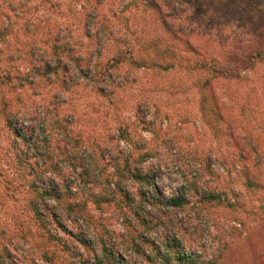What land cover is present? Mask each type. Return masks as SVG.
Here are the masks:
<instances>
[{
	"label": "trees",
	"instance_id": "16d2710c",
	"mask_svg": "<svg viewBox=\"0 0 264 264\" xmlns=\"http://www.w3.org/2000/svg\"><path fill=\"white\" fill-rule=\"evenodd\" d=\"M124 1L113 14L121 16L119 26L103 6H118L123 0H0V132L3 129L1 136L7 141L8 176L22 180L25 206L42 238L54 241L77 264H199L200 254L187 246L193 240L184 233L201 224L203 205L224 203L233 210L231 220L238 222L242 210L235 200L244 194L242 188L264 190L261 134L246 122L244 130L233 128L248 108L239 114L218 97L221 79L255 80L251 74L256 65L264 66V19L258 15L264 3L187 0L181 10L170 0ZM206 5L225 19L219 29L236 21L239 37L249 35L243 40L252 41V48L216 45V52H211L187 16L191 8L198 17L209 16ZM131 12L154 16L159 28L174 39L173 52L165 56L143 48L133 35L136 27L128 21ZM207 35L219 41L213 30ZM161 38L155 36L147 44L162 52ZM112 42L122 46L106 58L103 52ZM160 55L179 66L181 61L191 62L202 73L196 85L200 116L220 123L227 143L219 154L187 151L190 159L179 178H169L174 164L160 159L175 147L164 140L167 111L161 99L140 96L132 106L133 122L138 124L121 122L114 143L88 144V136L77 135L84 113L71 103L83 89L103 98L114 93L120 72L122 90L126 83L163 69L157 65ZM131 69L136 76H130ZM257 98L263 113L256 120L262 125L264 91ZM65 104H71V112ZM225 119L230 122L225 124ZM156 174L177 181L175 191L161 193ZM226 177L236 184V191L219 187ZM211 179L218 185H210ZM186 208L192 212H184ZM205 219L212 226L218 223L216 217ZM113 221L121 230L110 227ZM0 264L9 263L0 257Z\"/></svg>",
	"mask_w": 264,
	"mask_h": 264
},
{
	"label": "rangeland",
	"instance_id": "374dc122",
	"mask_svg": "<svg viewBox=\"0 0 264 264\" xmlns=\"http://www.w3.org/2000/svg\"><path fill=\"white\" fill-rule=\"evenodd\" d=\"M170 1L180 6L181 10L188 6L186 5L187 0ZM258 1L260 4L264 3V0ZM124 3L125 1L123 0L120 5L113 6L112 3L106 2L103 6L112 16V19H117L119 26L121 25V16L113 14H115L116 9H121ZM206 9H208L207 5ZM207 12L209 16L211 14V20L209 16L198 17L195 9L192 8L187 13V16L193 20L199 35L205 37L203 42L211 52H216L218 46H229L238 49L246 46L244 48L246 50L252 48V41L243 40L246 37L250 39L249 35L242 34L243 37H239L240 29L234 25L236 21L230 20L228 23L229 27L221 30L218 24L225 21L222 15L215 13L213 9H208ZM128 15H132L128 20L129 23L132 24V27H136V29H133L136 31L133 35L143 42V48L146 47L147 51L154 54L158 50L159 53L165 54V56L169 52H173L174 39L159 28L158 23L154 21V16L144 12H137L136 14L131 12ZM258 15L264 19V9ZM211 30H213L214 34L220 36L218 38L219 41L215 37L207 35ZM160 35L162 38L158 46L162 52L159 51V48L156 49V45L155 47L152 45V47L147 44L148 42H153L155 36ZM38 37L34 39L38 41ZM231 42H233L232 45ZM38 45L36 44V46ZM118 46H122L121 42L118 44L112 42L106 47V51L103 52L104 56L106 58L111 56ZM163 55H160L157 64L162 65L163 69L153 70L142 79L138 78L137 81L126 83V87L124 86L122 90L120 72L119 86L113 90L114 93H109L103 98L97 95H90L87 90L83 89L74 95L71 103L84 113L83 120L78 122L79 124L77 125V135L83 133L82 135L88 136V144L99 140H104L105 142L109 140L114 143L119 127H121V122H132L133 126L138 124V122H133L136 119L132 106L140 96L161 99L167 111L164 121L166 124L164 127V140L170 146L175 147H172L169 153L167 152V155L160 156V159L163 162L174 164L173 168L169 170V176H171L169 178H179L180 175L183 176V173H181L183 170L182 166L189 158L187 153L190 149H196L203 154H219L227 143L222 139L220 123H217L215 119L209 117L204 119L200 116V111L198 110L200 96L196 85L202 73L195 66L192 67L191 62L181 61V66L178 64L177 66L172 63L173 61L167 62ZM133 72L134 70L131 69L128 73L130 76H136ZM136 72L138 73V71ZM251 76L256 77V79H250L248 82H244V80L224 81V79H221L218 83L220 90L218 97L223 99L229 108L234 107V110L239 112V114L241 109L243 111L244 108H248L246 117L243 121L241 119L238 122L240 125L234 123L232 127H238L240 131L241 129L244 130L246 127L242 124L246 122L254 132L261 134L264 142V131L261 129L264 124L261 125L256 120V117L259 116L258 113H263V105L257 97L262 96L264 91L262 87L264 66L256 65ZM64 106H67V112L72 111L70 109L71 104H65ZM228 122L230 120L225 119L224 123L227 124ZM1 125L3 123H0ZM2 133L3 129L0 132V172L2 173V176H0L1 259H4L9 264H77L73 259L66 257L62 253L61 247L54 241L42 238L38 225L31 218L25 206L27 194L22 180H10L8 176L9 172L11 175V165L7 156H5L7 141L4 136H1ZM144 134L148 138L152 137L147 132ZM118 145L121 147V141L118 142ZM76 153L81 156L82 151L78 150ZM154 179L159 191L164 195H170L178 186L177 181L168 179L161 174H156ZM210 185L217 186L218 181L213 180ZM220 186L221 189L228 190L233 188L236 191V184L229 177H226L225 180H219ZM242 191L244 194L235 200L242 210L239 216L241 220H238L242 225L235 221V218L231 220L230 216H234L233 210L224 203L216 205L206 203L203 205L204 215L201 217V224L198 222L199 226L197 228H189L187 233H184L185 238L189 237L193 240L192 243L187 242V246L200 254L199 264H264V223H260L258 220L264 216V190L260 191L258 188L249 187L246 189L242 188ZM228 196L230 199L234 195ZM184 212L192 211L186 208ZM208 216L211 218L216 217L218 223L212 226L205 219ZM110 227L121 230V225L117 221L110 223ZM53 228L57 229L55 226ZM57 231L61 233L59 229ZM43 252H46V254L44 255Z\"/></svg>",
	"mask_w": 264,
	"mask_h": 264
}]
</instances>
